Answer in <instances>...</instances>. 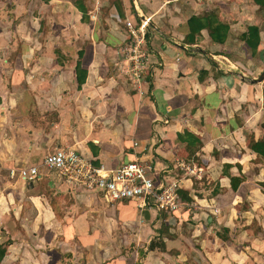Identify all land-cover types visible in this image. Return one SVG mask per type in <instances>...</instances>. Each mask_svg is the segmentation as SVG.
<instances>
[{"label": "crops", "instance_id": "obj_1", "mask_svg": "<svg viewBox=\"0 0 264 264\" xmlns=\"http://www.w3.org/2000/svg\"><path fill=\"white\" fill-rule=\"evenodd\" d=\"M6 1L12 16L1 15L14 25L0 50L13 57L0 59V230L19 238L1 264H264V158L250 148L264 138V79L254 80L264 68V9L253 0H121L104 27L93 10L83 21L74 0ZM208 12L229 25L226 40L203 29L188 43L189 17ZM142 18L150 66L137 90L121 71V48L125 21ZM248 25L259 28L254 51L240 37ZM33 111L40 122L29 120ZM185 130L201 141L196 161L177 139ZM60 147L108 169L183 158L202 171L182 180L175 222L42 167L33 181L11 176ZM226 171L242 179L236 189Z\"/></svg>", "mask_w": 264, "mask_h": 264}, {"label": "built area", "instance_id": "obj_2", "mask_svg": "<svg viewBox=\"0 0 264 264\" xmlns=\"http://www.w3.org/2000/svg\"><path fill=\"white\" fill-rule=\"evenodd\" d=\"M148 21V18L136 24L125 21L127 42L121 48L120 68L137 90L150 66L146 48ZM41 167L56 173L71 187L100 194L108 203L136 200L141 208L156 210L160 216L165 214L168 218L182 205V180L199 177L202 171L196 163L183 158L161 169L139 158L108 169L103 164H94L75 149L60 147L47 153L40 165L11 169L10 174L33 181L41 177Z\"/></svg>", "mask_w": 264, "mask_h": 264}, {"label": "trees", "instance_id": "obj_3", "mask_svg": "<svg viewBox=\"0 0 264 264\" xmlns=\"http://www.w3.org/2000/svg\"><path fill=\"white\" fill-rule=\"evenodd\" d=\"M259 5L260 9H264V0H253ZM74 5L82 14V20H88V13L86 8V3L83 0H74ZM120 16L123 15L121 10H118ZM189 32L186 35V41L190 44L195 43L196 37L199 35L201 30L206 29L209 37L212 41L223 43L229 31V25L226 22L221 21L214 12H208L201 15H192L188 19ZM241 39L244 40L254 51L260 41L259 28L257 25H248L247 30L241 34ZM76 75L78 84L84 82L86 71L80 68V62L76 65ZM177 139L185 144V148L190 156L188 159L197 160L196 152L201 147V141L194 134L187 130L184 132L177 133ZM250 148L255 151L258 155L264 158V138L258 140H250ZM95 153V152H94ZM188 162H190L188 160ZM229 166V165H226ZM225 172V170H224ZM226 175L230 178V184L233 189H236L238 184L242 181L240 177L231 176L227 171ZM183 196L188 199V197L183 193ZM8 243L0 242V264L6 253V246Z\"/></svg>", "mask_w": 264, "mask_h": 264}, {"label": "rangeland", "instance_id": "obj_4", "mask_svg": "<svg viewBox=\"0 0 264 264\" xmlns=\"http://www.w3.org/2000/svg\"><path fill=\"white\" fill-rule=\"evenodd\" d=\"M0 1L1 2H4V4L2 6H0V50H3V49L9 48V46L13 42L10 39L9 30H12V26L14 25V22H10V20L8 21L6 19V17H3L2 16V15H6V16L7 15H11V12H9V11L13 8V6L9 2H7L6 0H0ZM83 1L86 3L87 13H88L89 10L90 11L91 10H94L93 11V14H97V17H95V18L92 15L93 21H95V19L102 20L105 23L104 24V27L106 26V20H105L106 16H108L109 13L112 12V11L114 13H116V11H115L116 6L119 7V8H121L120 7L121 0H99L98 3H96L95 0H83ZM123 8H124V4H123ZM34 9H36V8H34ZM32 11L31 10L30 11H25V14H27V13L30 14ZM1 13H3V14L1 15ZM88 17H89V14H88ZM126 33H127V31H126ZM16 45H20L19 47H21V41L18 40V44H16ZM4 58L5 59L6 58L12 59L13 57L11 55L3 56L0 53V59L3 60ZM23 109H24V107L21 108L20 111H24ZM41 115L42 114L39 113L38 111H36V112L33 111V112H30V114H29L28 117H29V120L32 121V123L33 122L34 123H38V122L41 121L40 120ZM40 164H41V162L39 164L37 163V164H34V165H40ZM169 218H172V221L175 222L173 215L170 216ZM19 222H21L20 219L18 221L16 220V223H19ZM8 229H9L8 227L7 228H4V229L1 228V230H0V236H3V239H2L3 242L9 244V243H12L14 241V239H17L18 240L19 237L18 236H15V234L9 232ZM13 236H15V237H13ZM192 264H194V263H192ZM202 264H206V263L203 262Z\"/></svg>", "mask_w": 264, "mask_h": 264}, {"label": "water", "instance_id": "obj_5", "mask_svg": "<svg viewBox=\"0 0 264 264\" xmlns=\"http://www.w3.org/2000/svg\"><path fill=\"white\" fill-rule=\"evenodd\" d=\"M263 79H264V68H263L262 72L260 73V75L258 77H256L254 80H255V82H257V81H261Z\"/></svg>", "mask_w": 264, "mask_h": 264}]
</instances>
